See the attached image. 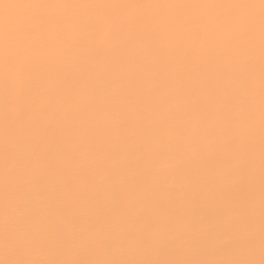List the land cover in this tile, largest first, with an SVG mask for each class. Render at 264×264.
<instances>
[{
	"label": "snow or ice",
	"instance_id": "1",
	"mask_svg": "<svg viewBox=\"0 0 264 264\" xmlns=\"http://www.w3.org/2000/svg\"><path fill=\"white\" fill-rule=\"evenodd\" d=\"M0 73L3 264H264V0H0ZM121 225L146 251L163 228L160 256L101 258L89 234Z\"/></svg>",
	"mask_w": 264,
	"mask_h": 264
},
{
	"label": "clouds",
	"instance_id": "2",
	"mask_svg": "<svg viewBox=\"0 0 264 264\" xmlns=\"http://www.w3.org/2000/svg\"><path fill=\"white\" fill-rule=\"evenodd\" d=\"M72 15H95L94 11H81V12H73L70 13ZM109 92L113 91V89H108ZM176 106L171 105L170 109H174ZM9 111H12V106H9ZM4 122H5V112H4V101H3V77L2 73H0V145L3 143L4 139ZM195 154V150L193 147H190L186 150V157H190ZM174 162L169 159H162L156 162L155 168L158 171L166 172L173 167ZM99 179L103 182V177H99ZM232 182L237 180V177L232 176L229 178ZM162 186L164 189L168 191L175 192L179 195L180 186L177 184L176 179L172 175H165L162 178ZM29 206L30 209L34 211H39L41 213L45 212L47 208L46 201L44 197L40 194L39 189L35 187L29 188ZM27 211V210H26ZM23 214V213H22ZM59 223L62 225L63 230L66 233H73L74 229L71 224V221L66 218H58ZM31 229L35 233L43 234V228L41 225L40 217L37 216L30 225ZM141 231V226H130V225H121L116 235H114L108 243H105L108 240L106 234L99 228L94 230L89 234V238L92 242L98 245L97 254L101 258H110L112 256L120 255L121 253H125L128 257H144L147 254H151L153 258H157L161 254V245L162 243L169 238L168 233L163 229L159 228L153 232L152 235V245L149 250H145L143 248L137 247L135 234ZM178 232H186L188 231V225L184 223H180L177 225ZM225 243V237L221 233H215L210 237L209 248L213 253H218L219 250L223 247ZM78 245H72L68 248L64 249V252L68 255L75 256L77 252H79ZM183 253L191 254L193 249L190 246L188 241H185L180 249ZM258 251V249H257ZM238 255H244L243 250H236ZM6 255V248L3 240V231L0 228V264H3L4 257ZM58 251L52 248H49L44 245L33 246L29 250V258L31 259H40V260H48V259H56L58 258ZM216 259H227L230 258L228 255L223 253L216 254L214 256Z\"/></svg>",
	"mask_w": 264,
	"mask_h": 264
}]
</instances>
